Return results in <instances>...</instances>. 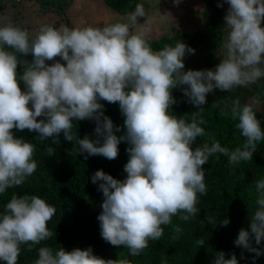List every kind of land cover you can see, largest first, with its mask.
<instances>
[{
  "label": "clouds",
  "instance_id": "obj_1",
  "mask_svg": "<svg viewBox=\"0 0 264 264\" xmlns=\"http://www.w3.org/2000/svg\"><path fill=\"white\" fill-rule=\"evenodd\" d=\"M180 2L174 0L177 6ZM223 3L228 5L224 56L211 70L185 71L184 59L194 55L195 49L181 41L154 51L146 39L148 27L135 33L138 18L146 16L142 4L128 13L129 23L104 27L57 29L45 25L32 36L11 23L0 26V196L22 186L38 167L33 159L35 145L14 133L27 130L37 133L36 139L53 144L62 133L73 143L69 154L83 155L85 160L94 156L115 160L119 145H129L123 181L103 170L91 177L103 194L97 219L105 242L123 246L136 257L150 241L162 238L164 226L172 225L173 217L185 222L195 218L200 212L198 194L207 195L203 166L210 157H227L230 171H235L241 162L252 161L258 144L264 142L256 111L237 98L230 112L220 114L238 121L235 127L243 144L229 150L213 140L192 148L197 138L206 135L201 125L207 123L203 112L208 94L215 89L232 92L264 79V0ZM223 3L217 6L223 7ZM145 24L151 21L145 20ZM28 56L31 61L21 59ZM178 88L186 102L198 109L190 119L187 113L170 114L178 103L172 92ZM101 101L118 103L124 118L122 128L104 114ZM85 120L95 122V139L88 135L81 139L73 131V121ZM118 132L122 134L116 135ZM47 152L48 156L55 154L51 147ZM254 186L257 208L249 230L242 228L234 245L260 257L264 252L253 247L252 241L256 245L264 241V178ZM55 215L56 208L39 196L13 193L0 212V262L18 264L22 246L31 252L51 239L54 233L47 224ZM206 220L213 227L230 223L227 218L218 225L208 216ZM200 223L204 225V221ZM172 230L171 239H178L182 229L174 226ZM196 243L203 247L205 242L200 238ZM37 254L34 264H132L129 259H102L91 247L68 252L42 246ZM225 256L223 251L217 252L213 264H239L235 253L228 259Z\"/></svg>",
  "mask_w": 264,
  "mask_h": 264
},
{
  "label": "trees",
  "instance_id": "obj_2",
  "mask_svg": "<svg viewBox=\"0 0 264 264\" xmlns=\"http://www.w3.org/2000/svg\"><path fill=\"white\" fill-rule=\"evenodd\" d=\"M139 1L103 0V3L119 15H128L135 10ZM210 3L212 15L217 18L219 25L222 24L224 21L223 7L226 3H223V0H210ZM218 3H223V7H218ZM13 25L27 30L32 36L38 33L31 31L28 26ZM52 27L58 28L56 25ZM62 27L73 28L68 21H65L60 28ZM194 38L200 40L199 34H195ZM176 39L177 37L169 39L162 37L156 41L147 40L152 49L158 51L166 44L173 46ZM21 59L31 61L32 57H21ZM61 63L64 62L61 61ZM17 71L22 74L21 67H18ZM20 86L23 90L22 82ZM172 95L178 103L172 106L170 114L179 117L187 113L190 119L191 113L198 111L186 102L181 90L174 89ZM258 99L260 106L254 111H256V118L261 121V128L264 129L263 92L258 95ZM224 102L225 104L222 105L207 100L203 112V118L207 123L201 125L206 135L203 138H197L192 145L193 150L203 142L211 144L213 140L229 150H234L243 144L244 138L235 127L238 121H233L230 116L224 117L220 114L222 110L230 112L232 101L225 98ZM240 102L242 105L246 104ZM101 103L104 104V114L113 121L114 126L122 128L124 118L120 113L118 103L108 104L104 101ZM73 123L75 125L73 131L78 133L81 139L85 135L95 139L94 121H73ZM14 134L16 138H24L35 145L33 159L38 167L22 186L9 189L3 196H0V212L4 210L5 204L13 193L39 196L56 208V215L47 224L49 230L54 233L53 237L36 245L31 252L27 250V246H22L18 264H34L38 259L37 250L42 246H50L54 251L62 247L68 252L76 248L86 250L91 247L93 254L102 259L114 261L129 259L132 264H162L164 260L167 264H213L215 254L221 251L226 254V259L235 253L239 264H253L254 258L255 264H264V255L255 257L254 253L234 245L239 231L242 228L249 230L250 219L257 208L254 182L264 178V142L258 144V151L253 154V160L241 162L235 171H230L232 166L228 164L227 157L220 154L210 157L209 162L203 166L206 173L207 195L198 194L199 214L187 222L173 217V224L164 226V235L159 241H150L144 252L132 257L123 246L114 247L101 238L97 217L102 211L103 194L97 191L98 184L94 185L91 182L92 175L98 170H103L113 178L123 181L127 176L123 169L128 161L126 149L129 145L125 142L119 145V155L115 160L109 161L102 156L89 157L85 160L83 155L69 154L73 143L66 141L62 133L55 144L51 140H38L36 139L37 133L27 130ZM115 134L119 136L122 133ZM49 147L54 149L55 154L52 156H48ZM207 216L212 218L217 225L225 218L229 219L230 223L226 227H213L207 223ZM201 221H204L203 226ZM174 226L182 229L178 239L175 240L171 239L175 235L172 230ZM200 238L205 242L203 247H199L196 243ZM252 246L264 252V241L256 245L253 240ZM242 252L243 259H241Z\"/></svg>",
  "mask_w": 264,
  "mask_h": 264
},
{
  "label": "rangeland",
  "instance_id": "obj_3",
  "mask_svg": "<svg viewBox=\"0 0 264 264\" xmlns=\"http://www.w3.org/2000/svg\"><path fill=\"white\" fill-rule=\"evenodd\" d=\"M138 4L144 6L146 16L138 18L135 33L148 27L146 39L150 41L177 37L173 46L181 41L195 49L194 55H186L184 59L185 71L211 70L220 63L224 56L223 42L227 37V29L225 21L219 25L217 18L212 15L210 0H181L178 6L174 0H140ZM227 9L226 3L223 7L224 17ZM161 15H164L163 19ZM145 20L151 21V24L146 25ZM65 21L73 28L129 23L128 15L111 11L103 0H0V26L11 23L28 26L31 31L39 32L45 25L60 28ZM261 27H264V22ZM195 34H199L200 40L194 38ZM262 92L264 79L247 87H238L232 92L215 89L206 99L224 105L225 98L230 101L238 98L257 109L260 106L258 95Z\"/></svg>",
  "mask_w": 264,
  "mask_h": 264
}]
</instances>
